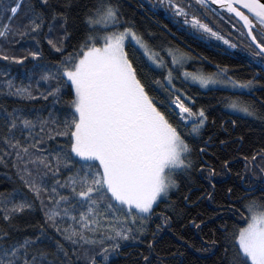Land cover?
Segmentation results:
<instances>
[{"label":"snow or ice","instance_id":"1","mask_svg":"<svg viewBox=\"0 0 264 264\" xmlns=\"http://www.w3.org/2000/svg\"><path fill=\"white\" fill-rule=\"evenodd\" d=\"M73 9L80 27L70 26ZM156 9L181 34L246 52L264 75V0H151L148 10ZM160 29L139 25L123 0H0V95L38 94L53 105L46 116L0 108V165L15 177L0 191V264H110L127 241L142 246L137 264H182L178 251L160 247L177 225V242L192 246L183 235L191 226L203 234L198 250L222 253L218 264H264V197L250 196L256 177L264 186V147L242 156L237 176L249 188L218 205L231 214L218 216L219 225L190 218L197 201L182 192L198 173L212 190L197 200L213 202L218 175L203 160L213 140L204 138L209 111L185 85L226 93L218 101L225 108L264 122V101L247 99L259 81L219 62L189 70L190 62L211 61L173 43L167 24ZM17 37L35 42L27 56L4 47ZM43 40L59 57L54 63L43 62ZM13 66L25 75H13ZM234 162L224 158L221 170ZM36 212L41 220L26 231L20 218Z\"/></svg>","mask_w":264,"mask_h":264},{"label":"trees","instance_id":"2","mask_svg":"<svg viewBox=\"0 0 264 264\" xmlns=\"http://www.w3.org/2000/svg\"><path fill=\"white\" fill-rule=\"evenodd\" d=\"M79 5L80 3H86L87 0H74ZM124 10L130 15L134 16L139 25L149 30L160 33V26L167 24L168 27L175 33V38H171L172 42L178 46L190 50L193 56L207 57V62H201L199 60L190 62L189 69L195 70L198 67H203L205 70H212L213 65L217 62L229 65L234 70L235 75L243 78H253L259 82L253 91V94L247 99L253 101L258 107L261 102L264 101V75H261L256 67L250 66L247 59V53L239 49L228 50L225 52V47H216L217 43L209 42L205 40L195 39L191 36L181 34L176 31V28L169 23L167 17L163 14V9L153 10L156 12L153 15V11H149L151 3L146 0H123ZM143 3L144 8H140L139 5ZM72 19L70 26L80 27L79 20L76 18L77 9H73ZM14 45H4L8 54H15L18 56H27L25 49H31L34 41L25 38ZM44 61L46 63H54L59 59L58 55L51 51L47 45V41L43 40L40 44ZM0 63H3L0 61ZM34 63L29 57L25 64L27 67H31ZM13 75L23 77L25 75V69L19 66H13ZM187 93L194 97L196 107L204 106L209 111V127L204 132V138L209 136L213 138L212 146L208 150V154L203 157V160L209 164H213L216 167L218 175L212 180L215 184V201L209 202L207 199L197 200L198 197L207 189L212 190L209 187V182L201 177L198 173H194L192 182L182 192L191 196L192 200L197 201V204L190 208V218L198 214H201L205 221H213L216 225H219L221 221L217 217H224L227 219L231 214L227 210H220L218 205L223 204L226 200L235 201L241 196L246 195L245 189L249 188V182L247 180L241 181L237 176V173L243 174V155H250L253 150H257L264 147V122L259 119L244 116L242 113H233L231 110L225 108L220 104L219 98L222 95H226L223 92H210L206 89H200L197 85L187 84L185 85ZM43 90V86L41 88ZM37 95L34 100L20 99L12 96L0 95V108L6 107L8 110L13 108H23L25 111L32 112L46 116L48 109L52 108L51 99L45 101ZM57 107H59L57 105ZM235 120L236 124L233 125L231 121ZM215 121V124H212ZM224 122L227 132L220 128V123ZM243 137V141L239 138ZM220 140L227 141L226 145H221ZM61 142V141H56ZM224 158H228L230 161L240 160L239 163H232L231 171H222L221 161ZM258 177L255 178L252 183L254 191L250 193L251 197L257 199L264 197V192L259 191L261 187ZM15 177L13 170L10 167H4L0 165V191L11 190L14 186ZM231 188L232 196L229 198L227 195V189ZM180 196L179 193L173 195V200ZM164 207L163 204L160 205ZM216 210L215 212L213 210ZM39 212L27 215L20 218V226L26 231H31V225L36 224L41 220ZM238 217L228 219L229 225L235 222ZM213 224L209 223V227ZM179 225L174 227L172 231L162 234V240L160 247L172 248L173 251H178L179 255L177 259L182 261V264H218L220 255L222 253L217 252L213 255L212 250L202 251L198 250L200 247V235L196 234L195 229L191 226H186L183 229L184 238L188 240L190 247H185L182 242H177L176 237L172 235V232H178ZM207 231V229H205ZM142 251L140 246L135 241L122 242V247L110 257V264H137L138 253Z\"/></svg>","mask_w":264,"mask_h":264},{"label":"rangeland","instance_id":"3","mask_svg":"<svg viewBox=\"0 0 264 264\" xmlns=\"http://www.w3.org/2000/svg\"><path fill=\"white\" fill-rule=\"evenodd\" d=\"M146 1H148L149 3H151V0H146ZM205 41H207V40H205ZM213 42H215V43H219V42H216V41H213ZM221 46H223V45H221ZM223 47H226V46H223ZM230 50H236V49H230ZM240 50V49H239ZM190 70V69H189ZM114 254V253H113ZM113 254H111L110 255V257L113 255Z\"/></svg>","mask_w":264,"mask_h":264}]
</instances>
